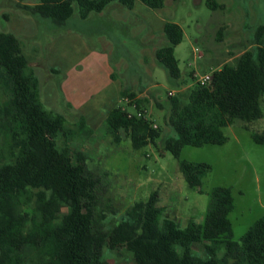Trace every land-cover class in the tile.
Listing matches in <instances>:
<instances>
[{
  "label": "trees",
  "instance_id": "obj_1",
  "mask_svg": "<svg viewBox=\"0 0 264 264\" xmlns=\"http://www.w3.org/2000/svg\"><path fill=\"white\" fill-rule=\"evenodd\" d=\"M135 1L36 0L21 6L65 26L74 15L87 20L112 3L132 9ZM141 1L152 8L165 3ZM208 5L220 6L215 0H208ZM103 24L106 28L100 27V33L108 31L109 25ZM163 34L167 43L156 49V61L178 78L175 47L182 42L184 30L166 21ZM169 97L165 120L170 133L163 135V129L154 126L145 114L147 98L138 97L130 86L121 90V100L108 111L106 123L117 142L124 130L134 149L157 145L162 137L164 148L179 160L188 185L201 190L210 165L182 159V149L224 144L228 140L224 128L235 120L248 127L263 117L264 24L257 27L251 46L233 64L214 70L209 83L192 85L187 103L181 96ZM157 104L165 107V103ZM92 133L83 114L68 125L65 114L45 108L39 78L21 40L0 30V136L6 140L0 153V264H106L105 251L118 246L132 254V264H264V216L235 240L229 217L235 200L229 186L211 190L203 222L190 219L180 227L175 219L164 216L158 193L153 191L146 201L128 208L117 224L105 228L101 223L106 216L101 206L103 181L89 167L85 154L70 142ZM251 136L264 144V129ZM197 243L203 246L204 258L193 253Z\"/></svg>",
  "mask_w": 264,
  "mask_h": 264
},
{
  "label": "rangeland",
  "instance_id": "obj_2",
  "mask_svg": "<svg viewBox=\"0 0 264 264\" xmlns=\"http://www.w3.org/2000/svg\"><path fill=\"white\" fill-rule=\"evenodd\" d=\"M215 1L220 5L217 8L209 6L208 0H165L158 8L137 0L132 9L112 3L101 13H92L91 19L74 15L64 26L33 15L21 6L32 5L36 0H0V30L19 37L39 78L41 101L48 110L65 114L68 125L83 113L67 105L63 86L75 81L79 89L85 85L86 94L93 91L88 82L96 71L102 70L101 58L108 53L114 78L121 82L122 89L130 86L138 97L147 98L145 114L165 135L170 133L165 120L169 92L187 103L197 79L222 64H233L251 46L257 27L264 24V0ZM166 21H174L184 30L182 42L175 47L178 78L171 77L155 58L156 49L167 43L163 34ZM103 23L109 25L106 33L98 32L100 27L106 28ZM76 31L81 36L77 43L72 38ZM100 35L110 39L107 48H102ZM157 103H165V107ZM262 107L264 112V103ZM107 108H102V113ZM128 110L136 112L132 106ZM100 116L86 120L92 134L78 135L70 142L85 154L89 167L103 181L101 206L106 216L101 223L105 228L117 224L128 208L146 201L153 191L158 193L164 216L175 219L180 227H185L190 219L203 222L210 192L216 186L232 188L235 208L229 217L235 240H240L264 216V144L256 143L251 136L253 131L264 129V115L248 127L239 119L225 127L228 140L224 144L183 147L182 159L210 165L201 190L188 185L179 160L164 148L162 137L157 145L149 143L134 149L124 130L119 132L121 139L115 141L106 123L107 114ZM5 147L6 140L0 136V153ZM33 204L35 201L31 207ZM193 250L194 254L206 256L200 243L194 244ZM105 260L106 264H132V254L118 246L105 251Z\"/></svg>",
  "mask_w": 264,
  "mask_h": 264
},
{
  "label": "crops",
  "instance_id": "obj_3",
  "mask_svg": "<svg viewBox=\"0 0 264 264\" xmlns=\"http://www.w3.org/2000/svg\"><path fill=\"white\" fill-rule=\"evenodd\" d=\"M70 30L71 29L68 31ZM73 36V40L75 43H77V41L80 40V34L76 31V33L73 32ZM109 40L110 39L108 37L100 35V41L102 42L103 46L102 48L108 47ZM101 60L102 70L96 71L92 81L88 82L90 86L94 87L93 91L86 94V90L84 88L85 85H83V88L79 89L75 81H72V83L69 81V84L67 83L65 86H63L67 105H71L73 108L80 110L86 116V120L90 121L92 119L96 120V117H101L100 114L106 115L108 111L121 100V82L118 79L112 77L114 70L110 66L109 54L105 53ZM112 96H114L112 99H115V104L114 102H111ZM106 107H108L107 110L102 113L101 109ZM98 122L99 121L96 123Z\"/></svg>",
  "mask_w": 264,
  "mask_h": 264
},
{
  "label": "built area",
  "instance_id": "obj_4",
  "mask_svg": "<svg viewBox=\"0 0 264 264\" xmlns=\"http://www.w3.org/2000/svg\"><path fill=\"white\" fill-rule=\"evenodd\" d=\"M211 78H212V73H207L205 75H202L200 76L197 81L200 82L201 84H206V83H209L211 81ZM174 92L170 91L169 92V95H173ZM138 115H143L142 112H138ZM154 126H157L156 124H154Z\"/></svg>",
  "mask_w": 264,
  "mask_h": 264
}]
</instances>
